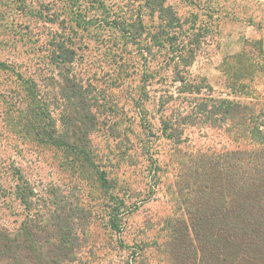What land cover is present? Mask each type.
I'll list each match as a JSON object with an SVG mask.
<instances>
[{
  "label": "rangeland",
  "instance_id": "1",
  "mask_svg": "<svg viewBox=\"0 0 264 264\" xmlns=\"http://www.w3.org/2000/svg\"><path fill=\"white\" fill-rule=\"evenodd\" d=\"M105 20L126 22L114 29ZM182 29L188 36L181 35ZM56 32L58 42L65 38L77 47L68 57L73 74L118 111L115 122L122 135L109 136L104 129L94 136L112 160L104 164L118 180L119 196L134 207L117 236L107 224L108 198L96 185L91 188L78 178L61 153L20 144L19 129L1 115L4 96L20 86L17 75L50 84L39 47ZM175 37L195 50L187 55L192 63L179 60ZM0 60L19 65L15 73L0 70V229L14 231L26 216L44 214L47 207L42 205L53 200L50 190L55 188L59 213L72 210L73 216L91 219L90 245L73 264H202L194 248L172 242L188 240L193 233L174 184L177 165L169 159L171 145L158 123L161 79L155 73L162 78L186 73L214 97L264 100V0H0ZM116 80L122 88L111 86ZM141 86L147 95H141ZM196 102L181 104L184 115ZM141 119L150 127L142 128ZM230 136L196 124L183 132L182 146L188 152L233 148ZM19 172L35 188L38 204L32 208L15 197Z\"/></svg>",
  "mask_w": 264,
  "mask_h": 264
},
{
  "label": "trees",
  "instance_id": "2",
  "mask_svg": "<svg viewBox=\"0 0 264 264\" xmlns=\"http://www.w3.org/2000/svg\"><path fill=\"white\" fill-rule=\"evenodd\" d=\"M124 22L106 21L114 29H120ZM180 33L185 36L188 32L182 29ZM58 37L56 32L44 47H39L45 54L43 63L50 74V84L17 75L20 86L12 85L10 97L4 96L6 106L1 115L19 129L20 144L32 143L57 155L61 153L63 163L78 178L89 181L91 188L96 185L108 198L111 210L107 224L117 236L122 234L126 217L134 207L119 196L118 180L110 177L104 164L112 160L94 140L104 129L109 136L122 135L115 122L118 111L116 105L110 109L102 94L97 96V90L84 88L68 58L75 54L76 45L66 43L65 38L58 42ZM174 40L178 42L179 60L192 63L187 55L195 50L189 42L177 37ZM18 67L14 62L0 60V70L15 73ZM155 75L161 79L158 123L171 145L169 159L177 165L173 169L174 184L193 233L188 240H173L174 247L194 248L202 264H264V100L240 102L205 94L202 82H192L186 73L168 78H162L159 72ZM111 86L122 88V83L116 80ZM140 90L141 95H147L142 86ZM196 94L198 97H194ZM193 101H197L196 108L192 106L191 112L184 115L186 106L181 104ZM148 123L141 119L140 125L146 129L150 127ZM196 124L224 130L236 146L200 147L188 152L182 146L183 132ZM17 176L15 197L32 208L38 204L35 188L30 180H23L20 172ZM50 193L53 200L42 205L47 207L44 214L26 216L14 231L0 229V264H73L88 248L91 219L73 216L76 214L72 210L59 213L58 192L52 188Z\"/></svg>",
  "mask_w": 264,
  "mask_h": 264
}]
</instances>
